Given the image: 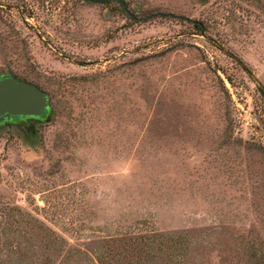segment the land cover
<instances>
[{"label": "rangeland", "instance_id": "obj_1", "mask_svg": "<svg viewBox=\"0 0 264 264\" xmlns=\"http://www.w3.org/2000/svg\"><path fill=\"white\" fill-rule=\"evenodd\" d=\"M126 1L0 0V75L53 104L0 121V206L86 252L187 231L188 264H264V0Z\"/></svg>", "mask_w": 264, "mask_h": 264}, {"label": "trees", "instance_id": "obj_2", "mask_svg": "<svg viewBox=\"0 0 264 264\" xmlns=\"http://www.w3.org/2000/svg\"><path fill=\"white\" fill-rule=\"evenodd\" d=\"M199 31L204 33L205 28L200 26ZM51 109L52 102L43 114ZM13 210L19 208L0 206V264H188L181 254L188 244L187 231L121 232L104 237L96 249H88L94 255L86 256V251L33 216L38 224H20L12 217Z\"/></svg>", "mask_w": 264, "mask_h": 264}, {"label": "water", "instance_id": "obj_3", "mask_svg": "<svg viewBox=\"0 0 264 264\" xmlns=\"http://www.w3.org/2000/svg\"><path fill=\"white\" fill-rule=\"evenodd\" d=\"M116 1L123 6L128 15L135 17L126 0ZM158 13L173 15L172 12ZM50 104L48 93L37 83L9 72L0 75V121L17 117H39L49 109Z\"/></svg>", "mask_w": 264, "mask_h": 264}, {"label": "flooded vegetation", "instance_id": "obj_4", "mask_svg": "<svg viewBox=\"0 0 264 264\" xmlns=\"http://www.w3.org/2000/svg\"><path fill=\"white\" fill-rule=\"evenodd\" d=\"M27 119V118H26Z\"/></svg>", "mask_w": 264, "mask_h": 264}]
</instances>
